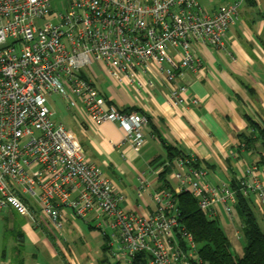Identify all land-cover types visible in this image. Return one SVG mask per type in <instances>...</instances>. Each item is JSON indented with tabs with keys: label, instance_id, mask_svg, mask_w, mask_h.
<instances>
[{
	"label": "built area",
	"instance_id": "obj_1",
	"mask_svg": "<svg viewBox=\"0 0 264 264\" xmlns=\"http://www.w3.org/2000/svg\"><path fill=\"white\" fill-rule=\"evenodd\" d=\"M238 6L232 2L209 13L197 0H66L58 11L51 0H0V211L11 207L31 216L24 199H34L61 229V210L68 209L71 216L106 228L125 264L138 252L147 255L146 264L197 261L196 243L177 220L175 194L189 192L209 216L217 215L219 204L232 219L235 195L229 184L202 181L194 156L179 155L171 161L175 186L152 193L153 210H126L110 180L85 160L73 133L52 119L48 97L56 94L71 112L78 100L92 122L116 123L123 142L138 150L149 117L108 105L83 70L103 63L113 81H135L140 88L134 72L147 71L143 66L151 61L168 86V102L183 105L188 88L176 77L181 70H197L192 43L222 47ZM38 19L46 21L37 25ZM170 48L181 49L178 63L169 58ZM167 61L171 67L163 65ZM254 170L248 167L242 175L252 176L250 183L244 177L238 182L264 207V184L253 178ZM148 185L139 178L137 198Z\"/></svg>",
	"mask_w": 264,
	"mask_h": 264
},
{
	"label": "crops",
	"instance_id": "obj_2",
	"mask_svg": "<svg viewBox=\"0 0 264 264\" xmlns=\"http://www.w3.org/2000/svg\"><path fill=\"white\" fill-rule=\"evenodd\" d=\"M232 2H239L238 13L228 27L224 45L192 43L200 61L197 70H181L176 77L188 88L183 105L168 102V86L151 61L143 66L147 71L134 72L140 88L135 81H113L103 63H93L83 70L108 105L124 112L138 109L149 117V125L142 130L145 142L138 150L123 142L124 131L116 123L92 122L77 102L70 116L75 127L65 126L80 144L85 160L96 165L121 195L119 205L122 202L126 210H153L152 193L162 184L161 163L169 159L166 146L172 152L193 155L199 163L196 168L203 172L201 180L210 185L229 184L243 177L250 183L252 176L242 177L248 167L255 168L253 178L264 184V0H197L209 13ZM168 55L178 63L181 49L170 48ZM163 65L172 66L169 61ZM143 177L149 184L146 192L141 198H133ZM168 182L169 189L175 186ZM249 193L253 210L263 224L264 207L254 193ZM24 201L31 216L11 207L3 209L4 217L11 219L6 226L9 239L20 244L15 256L20 257L19 264H98L109 248L113 256L121 254L119 245L111 250V243L102 244V239H93L90 231L83 232L68 209L61 210L63 230L58 231L43 216L37 201ZM83 221L90 228L102 227ZM228 221H236L233 230L238 238V219ZM55 231L67 239H59ZM10 260L13 264L12 257Z\"/></svg>",
	"mask_w": 264,
	"mask_h": 264
},
{
	"label": "trees",
	"instance_id": "obj_3",
	"mask_svg": "<svg viewBox=\"0 0 264 264\" xmlns=\"http://www.w3.org/2000/svg\"><path fill=\"white\" fill-rule=\"evenodd\" d=\"M141 113L138 109H134ZM131 112V111H130ZM150 122H148L149 125ZM263 132V131H262ZM160 139V138H159ZM163 142V139H160ZM164 143V142H163ZM168 153V165L165 162L160 172L162 184L160 187L169 186L166 174L171 172V161L179 155V152H172L166 146ZM194 167H199L197 160L193 162ZM229 187L234 191L235 203L232 206V218L238 219L239 236L238 239L244 240L241 254H233L230 247L231 242L226 233L219 226L216 216H209L205 212L197 208L194 198L187 191H181L175 194V203L178 208V223L189 233H191L196 243L197 261L192 264H264V213L262 217L263 224L260 225L253 210V203L250 193L244 194L239 182L235 179L230 180ZM120 195V194H119ZM121 196V195H120ZM18 213V212H17ZM89 223V222H88ZM90 224V223H89ZM92 226V224H90ZM95 226V225H93ZM107 239L109 237L108 230L104 227H97ZM58 229V231H61ZM113 243L112 241L110 242ZM17 244L15 254L19 253ZM107 247L104 245L103 250ZM19 255L13 258V264L20 263ZM147 255L144 252L135 253L130 264H146ZM98 264H112L105 258L100 260ZM118 264V263H113Z\"/></svg>",
	"mask_w": 264,
	"mask_h": 264
},
{
	"label": "rangeland",
	"instance_id": "obj_4",
	"mask_svg": "<svg viewBox=\"0 0 264 264\" xmlns=\"http://www.w3.org/2000/svg\"><path fill=\"white\" fill-rule=\"evenodd\" d=\"M53 3L56 4L58 11H63V7H65L66 5V0H51V4ZM44 21H46V19L44 20L38 19L35 22L37 25H41ZM72 98L76 99V97L74 96H72ZM77 103H79L78 105L80 107L81 105L78 100H77ZM48 104L55 111V114L52 116L53 120H55L56 122H61L68 128L71 127V125L75 127V124L71 120V117H70L71 111L67 110L65 107V100L59 99V97L56 94H51L48 97ZM166 176L168 180L172 181L174 184L172 172H168ZM214 187H216V185ZM135 194L136 193H134L133 195L130 194V196L132 195L133 198H135L136 196ZM123 204H125V201L123 202ZM121 205H122V202H121ZM216 207L218 210V216L216 218L217 222L219 226L223 229V231L228 232L229 234V240L231 242L230 249L232 253L236 255L241 254L242 246L244 245V240L238 239L234 234L233 225L236 221L234 222L228 221V216L224 213L221 206L217 204ZM43 216L45 217V215ZM72 217L74 220H76L80 224L83 232L86 233L90 231V233H92L93 239H102V244L103 243L106 245L110 244V241L112 239H107L106 237H104L103 233L100 230L88 227L86 223L83 221V219L79 217H76V216H72ZM257 219H258L259 224L262 225L259 217H257ZM9 221H11V219L4 217L3 210L0 211V264H10L11 263L10 258L11 257L15 258L16 256L15 248H17V242L13 243L12 242L13 239L11 238L9 239V233L7 232V229H6L7 223ZM61 223L63 224V221H61ZM62 230H63V227H62ZM68 231L71 232V230H68ZM68 231H66V234ZM57 233L58 231L54 232L55 236L58 237L59 239H67L66 235H61V234L58 235ZM6 236H8V239H5ZM117 245L118 244L116 242H113L111 245V250L117 249L118 247ZM120 256L121 254H119V257H116L115 255L113 256L112 251L110 252V248L104 252L105 259L112 264L113 263L125 264V260H123V258H121Z\"/></svg>",
	"mask_w": 264,
	"mask_h": 264
}]
</instances>
